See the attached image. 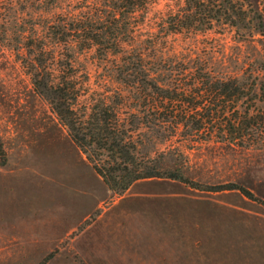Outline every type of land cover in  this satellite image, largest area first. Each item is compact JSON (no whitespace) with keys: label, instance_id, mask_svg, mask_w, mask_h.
<instances>
[{"label":"trees","instance_id":"trees-1","mask_svg":"<svg viewBox=\"0 0 264 264\" xmlns=\"http://www.w3.org/2000/svg\"><path fill=\"white\" fill-rule=\"evenodd\" d=\"M50 2L32 0L29 5L44 11ZM10 3L0 0V41L11 37L6 27ZM153 3L68 0L69 8L51 15L41 29L19 30L16 40L22 43L16 54L33 90L114 197L136 180L156 177L204 192L237 190L264 206L263 199L240 184H200L182 176L165 167L153 149L151 136L264 148V81L256 74L222 76L202 61H148L132 45L136 25ZM165 6L157 16L163 34L202 32L214 23L242 25L248 16L246 0H174ZM74 48L93 49L102 59L113 55L116 85L93 87L86 67L74 64ZM0 158L3 163L1 144Z\"/></svg>","mask_w":264,"mask_h":264},{"label":"rangeland","instance_id":"rangeland-1","mask_svg":"<svg viewBox=\"0 0 264 264\" xmlns=\"http://www.w3.org/2000/svg\"><path fill=\"white\" fill-rule=\"evenodd\" d=\"M29 1L11 0L6 10L11 37L0 41V264H84L68 239L98 214L100 208H95L77 224L108 190L33 90L16 54L15 47L22 43L16 40L18 31L41 29L51 15L69 8L68 0H50L44 11ZM246 2L248 16L242 25L214 23L202 32L163 34L158 31V12L174 0H154L136 25L132 45L148 61H202L218 75L239 77L251 71L264 81V0ZM73 51L74 64L86 67L93 87L116 85L113 55L102 59L93 49ZM150 138L165 167L200 184L234 182L264 199V148ZM146 147L151 149L150 144ZM154 181L152 187H175L182 194L207 193L168 178ZM117 197L111 194L102 205Z\"/></svg>","mask_w":264,"mask_h":264},{"label":"crops","instance_id":"crops-1","mask_svg":"<svg viewBox=\"0 0 264 264\" xmlns=\"http://www.w3.org/2000/svg\"><path fill=\"white\" fill-rule=\"evenodd\" d=\"M154 178L136 180L103 206L107 189L85 211L77 224L100 208L68 239L84 264H264L263 205L237 190L156 188Z\"/></svg>","mask_w":264,"mask_h":264}]
</instances>
